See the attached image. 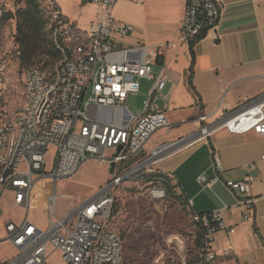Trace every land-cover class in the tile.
I'll return each instance as SVG.
<instances>
[{
	"label": "built area",
	"instance_id": "built-area-1",
	"mask_svg": "<svg viewBox=\"0 0 264 264\" xmlns=\"http://www.w3.org/2000/svg\"><path fill=\"white\" fill-rule=\"evenodd\" d=\"M84 1L99 8V18L85 28L69 19L56 0H41L59 55L49 71L42 64L32 63L20 73L23 102L0 122V199L9 190L13 203L28 210L37 177L53 182L71 177L89 159L106 162L112 176L96 193L60 217L56 216L57 196L53 192L47 201L46 228L30 221L27 215L19 222H7L0 244L9 243L13 253L0 259V264H51L56 250L61 253V264H124L123 239L109 224L113 191L138 170L154 172L152 165L162 149L190 138L162 143L145 154L152 134L169 125L166 114L156 105L169 76L163 64L153 76L154 57L141 60V47L116 46L112 34L126 35L133 29L112 15L116 0ZM222 10L220 0H184L179 39L194 44L208 31L216 30ZM3 13L0 7V20ZM141 79L153 82L141 111L128 120L127 101L130 95L139 93ZM10 82L8 66L0 56V108ZM218 108L221 115L212 122L206 121V115L200 116L199 120L205 122L199 129L201 136H211L220 128L235 134L253 131L264 135V92L233 108L221 97ZM50 147L55 153L48 169ZM213 171L210 177L198 175L197 181L208 187L222 182L235 196L241 219L253 220L252 176L221 177L223 168L217 157ZM159 192L163 195L162 190ZM190 218L204 230L202 244L196 250L199 264L213 263L218 256L213 248L215 234L230 235L235 227L226 223L220 210L190 213ZM233 255L230 245L219 253L223 258Z\"/></svg>",
	"mask_w": 264,
	"mask_h": 264
},
{
	"label": "crops",
	"instance_id": "crops-1",
	"mask_svg": "<svg viewBox=\"0 0 264 264\" xmlns=\"http://www.w3.org/2000/svg\"><path fill=\"white\" fill-rule=\"evenodd\" d=\"M56 1L61 11L80 27L85 28L99 18L98 6L84 0ZM220 1L223 10L216 30L208 31L194 44L179 39L184 0H116L112 15L131 24L133 29L126 35H112L119 48L141 47V60L154 57V77L161 64L169 76L162 96L156 100L169 125L152 134L145 154L162 143L190 136L183 144L162 149L152 170L172 176L174 190L189 203L190 213L220 210L226 223L235 227L230 235L215 234L213 248L218 254L215 259L219 260L216 264H264V135L253 131L235 134L223 128L208 137L199 132L205 125L200 116L206 115V121L212 122L221 115V97L233 108L264 92V0ZM190 45L194 53L193 89L188 83ZM152 82L141 79L140 90L143 86L148 93ZM140 111H128V120ZM215 157L223 168L221 177L252 176L253 220L241 219L235 196L222 182L208 187L197 181L198 175H213ZM228 245L234 251L233 257H220L219 253Z\"/></svg>",
	"mask_w": 264,
	"mask_h": 264
},
{
	"label": "rangeland",
	"instance_id": "rangeland-1",
	"mask_svg": "<svg viewBox=\"0 0 264 264\" xmlns=\"http://www.w3.org/2000/svg\"><path fill=\"white\" fill-rule=\"evenodd\" d=\"M22 6L19 0H0L4 11L15 12ZM15 20L0 21V56L8 66L11 80L8 93L4 97L0 122L24 99V90L20 82V70L16 56V45L13 43ZM39 50L32 61L44 64L46 70L53 68L55 59L45 56ZM142 86L139 93L130 95L127 101L129 112L142 109L146 98ZM110 151H107L109 153ZM55 150L50 147L46 157L48 169ZM151 172L138 170L131 179L122 182L113 191L114 214L110 215V226L118 231L123 239L124 264H194L195 263V232L188 206L166 196L159 182L147 179ZM112 171L106 162L89 159L83 162L73 176L50 181L48 178L37 177L31 191L28 210L13 203V194L6 190L0 199L1 220L0 240L5 237L4 225L19 222L25 215L29 220L42 228L49 223L48 197L57 196L56 216H63L73 207L88 199L107 181ZM163 191V195L153 191ZM13 253L9 243L0 244V259ZM214 262H219L215 259ZM51 264H61V253L56 250L50 258Z\"/></svg>",
	"mask_w": 264,
	"mask_h": 264
},
{
	"label": "trees",
	"instance_id": "trees-1",
	"mask_svg": "<svg viewBox=\"0 0 264 264\" xmlns=\"http://www.w3.org/2000/svg\"><path fill=\"white\" fill-rule=\"evenodd\" d=\"M22 1V6L16 9L15 12L4 11L0 21L11 19L15 20V27L13 31V43L16 45V56L20 66H27L32 64L37 52L41 49L44 55L53 59L58 58V51L54 47L48 29V19L42 7L41 0H19ZM190 52L192 56L190 75L188 83L193 89L191 77L194 64L193 47L190 45ZM157 61V60H156ZM159 62V61H158ZM40 64V63H39ZM44 66V64H42ZM23 69V68H22ZM20 70V73L22 71ZM148 180L159 182L164 189L166 196L175 199L176 201L188 205L180 194L174 190L175 185L172 184V179L167 174L161 172H151L147 175ZM114 209L111 214H114ZM257 232V229H255ZM204 230L200 226H196L195 232V248L196 250L202 244ZM199 264V258L195 255V263ZM207 264H216L207 263Z\"/></svg>",
	"mask_w": 264,
	"mask_h": 264
},
{
	"label": "bare ground",
	"instance_id": "bare-ground-1",
	"mask_svg": "<svg viewBox=\"0 0 264 264\" xmlns=\"http://www.w3.org/2000/svg\"><path fill=\"white\" fill-rule=\"evenodd\" d=\"M156 192H157L158 194H160V196H161V193H160L159 191H157V190H154V191H153L154 196L157 197V195H155Z\"/></svg>",
	"mask_w": 264,
	"mask_h": 264
},
{
	"label": "water",
	"instance_id": "water-1",
	"mask_svg": "<svg viewBox=\"0 0 264 264\" xmlns=\"http://www.w3.org/2000/svg\"><path fill=\"white\" fill-rule=\"evenodd\" d=\"M7 174H8V171H6L4 175H7Z\"/></svg>",
	"mask_w": 264,
	"mask_h": 264
}]
</instances>
